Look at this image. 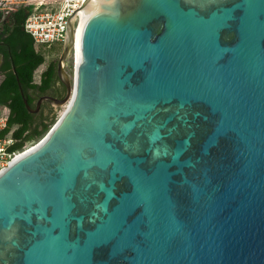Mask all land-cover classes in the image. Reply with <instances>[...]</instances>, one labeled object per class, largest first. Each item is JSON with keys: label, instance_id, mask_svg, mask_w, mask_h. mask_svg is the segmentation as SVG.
<instances>
[{"label": "water", "instance_id": "1", "mask_svg": "<svg viewBox=\"0 0 264 264\" xmlns=\"http://www.w3.org/2000/svg\"><path fill=\"white\" fill-rule=\"evenodd\" d=\"M77 25L64 97L21 90L67 107L0 173V264H264V0H98L73 79Z\"/></svg>", "mask_w": 264, "mask_h": 264}, {"label": "trees", "instance_id": "2", "mask_svg": "<svg viewBox=\"0 0 264 264\" xmlns=\"http://www.w3.org/2000/svg\"><path fill=\"white\" fill-rule=\"evenodd\" d=\"M26 16L27 10L24 8H19L5 20L0 14V56L3 57L0 63V106L7 105L10 109L7 126L8 129L16 127L13 137L19 141V147L35 145L55 123V119L43 116L32 125L34 119L23 102L21 90L30 108L35 109L39 95L49 93L58 81L55 61L46 66L39 78H35V71L46 61L45 48L36 45L24 31ZM64 94L65 91L62 92ZM43 110L45 105L41 107ZM8 129L1 132L0 137Z\"/></svg>", "mask_w": 264, "mask_h": 264}, {"label": "built area", "instance_id": "3", "mask_svg": "<svg viewBox=\"0 0 264 264\" xmlns=\"http://www.w3.org/2000/svg\"><path fill=\"white\" fill-rule=\"evenodd\" d=\"M85 1L0 0V14L2 15V20H5L19 8L26 9L27 16L24 21V31L32 37L34 43L47 47L61 45L62 48L69 20L76 13V22L78 21L79 11L83 8ZM9 116V107L7 105L0 106V133L8 129ZM15 129L16 127L8 129L0 137V173L17 157L34 146H17L19 141L13 137Z\"/></svg>", "mask_w": 264, "mask_h": 264}, {"label": "rangeland", "instance_id": "4", "mask_svg": "<svg viewBox=\"0 0 264 264\" xmlns=\"http://www.w3.org/2000/svg\"><path fill=\"white\" fill-rule=\"evenodd\" d=\"M41 48H45L44 53H45V57H46V61L43 65H41L36 71H35V78H39L40 74L45 70L46 66L52 62L55 61L57 62L59 59V56L61 54V45L59 46H52V47H47V46H39ZM67 73L69 74V76H73L74 73V64H73V57L70 56V58L68 59V61L66 62V66H65ZM67 106H63V107H56L54 106V113L50 116V120H54L55 119V123L56 121L59 119V117L63 114V112L66 110ZM49 120V121H50ZM54 123V124H55ZM39 142V141H38ZM37 142V143H38Z\"/></svg>", "mask_w": 264, "mask_h": 264}, {"label": "bare ground", "instance_id": "5", "mask_svg": "<svg viewBox=\"0 0 264 264\" xmlns=\"http://www.w3.org/2000/svg\"><path fill=\"white\" fill-rule=\"evenodd\" d=\"M97 3H98V0H89L88 4L85 5V7L79 11L78 25L76 26V31H75L76 36H75V39L73 40L72 53H71L72 57H73V52L75 53L73 60H75L74 61V67L77 68V70H78L80 62H81L80 33L84 27L86 20L88 19V17L90 16V14L94 10V8L96 7ZM76 75H77V73H76ZM74 77H75V73H73L72 78L74 79ZM33 149H31V150H33ZM20 157H22V156L17 157L15 160L19 159Z\"/></svg>", "mask_w": 264, "mask_h": 264}, {"label": "flooded vegetation", "instance_id": "6", "mask_svg": "<svg viewBox=\"0 0 264 264\" xmlns=\"http://www.w3.org/2000/svg\"><path fill=\"white\" fill-rule=\"evenodd\" d=\"M2 59H3V57L0 56V63L2 62ZM1 79H2V74L0 73V80ZM63 91H65V87L63 86V84H61V82L58 79V81L55 82L53 88L49 91V93H47L45 95H39L37 101L43 97H53L56 99H61L64 97L62 95ZM42 105H45V110H43V112L41 111ZM35 109H36V107H35ZM30 113L33 116L32 118L34 119V123H32V125H34L35 123H37V121L39 120L40 117L48 116L49 118H51L50 116L54 113V106L51 105V103L49 101H42L39 110H37L36 112H30Z\"/></svg>", "mask_w": 264, "mask_h": 264}]
</instances>
